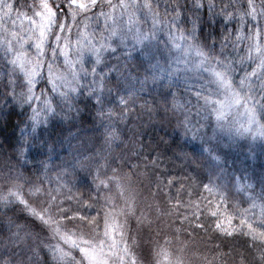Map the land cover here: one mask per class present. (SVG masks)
Instances as JSON below:
<instances>
[{
    "label": "snow or ice",
    "instance_id": "snow-or-ice-1",
    "mask_svg": "<svg viewBox=\"0 0 264 264\" xmlns=\"http://www.w3.org/2000/svg\"><path fill=\"white\" fill-rule=\"evenodd\" d=\"M165 5L163 13L159 10L160 0H32L31 4L20 5L28 8L31 15L18 11L17 19L21 21L18 26L15 19L12 29L0 26V73H3L0 84L8 89L7 94L0 92V97L4 98L5 104L27 106L35 129L41 123V115L47 118L49 114H55L53 104L57 100L71 107L73 96L83 94L89 99L95 97L98 104L103 103V89L108 79L105 69L113 70L105 64V54L115 53L121 47L159 49L163 45L168 51V59L163 66L159 61L153 65V81L171 85L182 77L189 93L195 85L196 115L206 113L205 119L220 138L264 140V0L259 4L256 0H228L223 7L215 0H165ZM15 8L17 4L13 0H0V21L11 18ZM205 8L207 20L202 13ZM218 17L222 25L219 48L215 39L209 40L212 33L205 35L203 32V26L215 24ZM101 19L103 27L100 26ZM233 22L235 26L229 28ZM60 58H63L65 71L57 66ZM101 65L103 68L98 72ZM89 75L92 76L90 81ZM4 76L7 77L6 84ZM41 82L50 86L51 96L44 88L39 94L36 92ZM17 88H20L19 92ZM117 99L125 110L135 103L131 92ZM190 103L186 102L187 105ZM172 107L184 110V120L179 124L184 134L192 132L193 139L199 135L200 128L205 125L199 121L193 124L187 114L188 107L175 100ZM107 137L115 141L118 138L116 129L109 127ZM205 150L209 151L213 161L220 160L219 155ZM24 151L19 149V154L22 156ZM91 163H95L98 172L94 178L99 181L97 187L106 191L115 187L122 201V205L117 206L112 203V197L104 198L108 210L103 212L102 229L100 219L82 216L79 210L69 217L68 211L56 202L58 197L53 195L54 190L46 188L45 180L39 176L33 180L11 168L0 174V230L6 228L8 232V238L0 247V264H25V257L31 259L28 252L35 255L37 249L43 248L50 251L53 264H136L125 238L124 224L117 217L123 216L127 223L128 218L141 211L138 222L150 226L153 213L172 215V210H162L152 204H145L144 210L138 208L139 173L127 161L121 160L118 164L115 157L101 156L95 161L89 160ZM114 164L117 167H113ZM81 166L84 165L81 163ZM123 167H128V171L123 172ZM101 168L111 171L112 176L101 172ZM232 184L237 186L236 181ZM203 187L213 191L209 184ZM239 187L255 193L250 184ZM214 189L223 198V203L230 189L221 184L214 185ZM248 199L250 208L235 209V216L217 220L215 228L226 237L243 235L249 238L254 248L259 242V264H264V188L258 195H249ZM95 203H99V192ZM92 206L88 205L89 208ZM196 208L199 211V205ZM209 211L211 217L223 215L218 210L211 211V205ZM21 215H25L31 227L38 231L26 232V225L16 223ZM175 215L181 221L188 219L180 214L179 208ZM192 216L198 218L195 212ZM237 217L238 223L234 224ZM77 219L88 226L87 232L72 230L78 228L73 223ZM45 232L57 242L45 244L40 235ZM27 239L39 241L37 248L26 251L22 242ZM171 243L167 236L163 245L157 243L152 264H185L180 252L171 250ZM74 249H78L79 259L73 255ZM240 264H249L247 257L242 256Z\"/></svg>",
    "mask_w": 264,
    "mask_h": 264
},
{
    "label": "trees",
    "instance_id": "trees-1",
    "mask_svg": "<svg viewBox=\"0 0 264 264\" xmlns=\"http://www.w3.org/2000/svg\"><path fill=\"white\" fill-rule=\"evenodd\" d=\"M215 2L219 7H223L228 0ZM256 3L259 4L260 0H256ZM165 6V0H160L161 13ZM202 13L207 20L206 8ZM12 19L5 18L0 26L12 29ZM20 23H16L17 26ZM100 26L102 27L101 21ZM234 26L235 22L228 25L229 28ZM203 32L205 35L212 33L209 40L215 39L219 48L222 39L219 17L215 24H205ZM136 49L121 47L115 53L105 54L104 62L113 70L109 72L105 69L108 79L103 89L102 104H98L95 97L89 99L83 94L73 96L71 107L57 100L53 105L55 109L57 108L55 114H49L47 118L41 115V123L35 129L29 119L31 110L27 106L22 108L11 103L5 104L4 98L0 97V170H2L0 174L11 168L33 180L39 176L45 180L46 188L54 190L53 195L58 197L56 202L68 211L69 217L79 210L82 216L100 219L102 229L103 212L108 210L104 198L110 197L115 187L111 191L97 187L99 181L94 178L98 172L95 163L89 164V160L95 161L103 156L109 159L115 157L118 164L121 160L127 161L139 173V191L141 194L143 190L145 191L143 202L141 199L138 201V208L144 210L145 204H152L162 210L171 209L173 213L165 216L153 213L150 216L152 221L150 226L147 223H139L138 220L137 223L135 220L132 221L130 229L136 227L142 235L138 247L131 243V254L136 258V264H152L153 253L156 251L155 242L162 239L160 235H163L164 231L160 232V229L163 226H169L171 246L175 241H185L189 248L193 249L194 253L187 261L190 264L206 262L240 264L242 256L247 257L249 264H259V242L254 248L253 242L243 235L226 237L215 228V223L217 220H224L228 215L235 216L234 210L237 208L241 210L250 208L249 195H258L264 188V184L261 183L264 181V140L250 141L249 138L229 140L214 134L205 119L206 113L199 117L196 115L195 85L192 86V93H189L185 90L182 78L171 85L168 82L162 84L153 81L152 64L148 65L153 55L150 54L149 57L144 48ZM163 50V47L156 51L151 49L158 54L155 59L157 58L159 62ZM57 66L64 71L62 58L57 61ZM85 66L90 68L91 64ZM102 68L103 65L98 66L97 71ZM119 71L123 74L137 72L143 80L131 85L132 77L129 74L127 76L116 74ZM0 76H3V73H0ZM91 79L92 76L89 75L88 80ZM236 79H239V74ZM3 80L6 84L7 77L4 76ZM41 88L52 95L46 82H41L36 89L38 94ZM16 91L19 92L20 88ZM0 92L7 94L8 89L0 84ZM129 92L133 93L135 103L129 104L125 110L117 97H126ZM174 100L188 107L187 114L194 125L197 121L205 125L200 128V134L194 139L192 132L185 135L184 129L179 126L184 120V110H174L172 107ZM187 101L191 102L190 105L186 104ZM109 127L115 128L118 133L115 141L107 137ZM19 149L25 150L22 156ZM205 149H210L212 155H219L220 160L213 161L209 151ZM113 167L117 165L114 164ZM100 171L106 172L108 177L112 176V172L107 169L101 168ZM122 171L127 172L128 167H123ZM100 179H104V176H100ZM233 181H236L237 186H233ZM204 184H209L213 191L206 190ZM216 184L230 189L223 203H221L223 198L218 196L214 189ZM241 184L252 185L255 193L251 190H241L239 187ZM146 188H149V191H146ZM97 192L99 203H95ZM113 200L118 202V195L113 197ZM256 203L259 204V200ZM89 204L93 206L89 208ZM196 205H199V211ZM209 205L211 211L218 210L223 215L211 217ZM177 208L180 214L188 219L181 221L175 215ZM255 211L258 214L259 208ZM194 212L198 218L192 216ZM140 214L141 211H137L136 216L130 219H136ZM249 214H252L251 211ZM238 219V217L234 219L233 223L237 224ZM16 223L26 225V232L38 231L31 227L25 215H21ZM73 223L78 228L72 230H89L88 226L78 219ZM126 224L130 226V220H127ZM69 228H72V225H69ZM228 230L231 231L230 228ZM173 233L176 235L173 236ZM43 234L40 235L44 243H52V240ZM7 238V229L0 230V247ZM38 243L39 241L27 239L22 242V247L26 251L28 248L36 249ZM184 246L186 249V245ZM28 256L31 259L29 261L25 257V264H53L51 253L46 248L37 249L35 255L28 252Z\"/></svg>",
    "mask_w": 264,
    "mask_h": 264
},
{
    "label": "rangeland",
    "instance_id": "rangeland-1",
    "mask_svg": "<svg viewBox=\"0 0 264 264\" xmlns=\"http://www.w3.org/2000/svg\"><path fill=\"white\" fill-rule=\"evenodd\" d=\"M14 1V0H13ZM18 3L17 4V7H19L20 9H18V8H15L14 10H13V12H12V17L11 18H13V19H15L17 22L16 23H18V22H21L19 19H17V12L18 11H24V12H27L29 15H31V12L29 11V9L28 8H26V7H20V5H23V4H25V3H27V4H31L32 3V0H15V3ZM113 2H116V0H113ZM99 9H97V11H98ZM12 19V20H13ZM2 23H3V21H0V24L2 25ZM25 23V25L27 24V22L25 21L24 22ZM101 23H102V27H103V20L101 19ZM75 31V30H74ZM162 38H165V37H162ZM73 39H75V36H73ZM161 47H163V45H160V47H159V49H157L156 47H153V48H151V49H154V51H156V50H160L161 49ZM136 50H138L139 48H142L141 46H136ZM124 49H126V48H124ZM131 49H133V48H131ZM145 49V48H144ZM151 49L149 50V49H145L146 51H147V54L149 55V57H150V54H152L153 56L152 57H150V60H149V64L148 65H151L152 64V68H153V65L158 61L157 60V58L155 59V56H157L158 54H155L154 53V51H151ZM163 51H162V58H161V61H160V64L163 66V65H165V63H166V60L168 59V51H167V49H165L164 47H163ZM150 52V53H149ZM70 54H71V50H70ZM63 59V58H62ZM153 59V60H152ZM174 66V65H173ZM66 70V68L64 69V71ZM116 74H123V72H121V71H119L118 73H116ZM130 75V77H132L131 79H132V83H131V85H133V84H135V83H137L139 80H143V77H141L137 72H126L125 74H123V75H125V76H127V75ZM140 76V77H139ZM143 76V75H142ZM182 78V77H181ZM139 82H141V81H139ZM124 83H126V82H124ZM54 105V104H53ZM55 110H57V108L55 109ZM249 139H250V141H260L261 139H256V140H252L250 137H249ZM146 191H149V188H146ZM140 192V191H139ZM116 195H118V190L115 188L114 190H112L111 191V193H110V197H112V203H114V204H116L117 206H120V205H122V201L118 198V202H116V200H113V197H116ZM140 199H141V201L143 202V198L145 197V191L143 190V194H141V192H140ZM139 199V200H140ZM121 202V203H120ZM133 216H131V218H132ZM117 219H118V221L120 222V223H123L124 224V229H125V238L128 240V244H129V249H130V252L132 253V245H131V243L132 244H134L135 246H139V243H140V237L142 236L140 233H141V231L139 230V229H136V227H133V229H130V227L132 226V221L134 222V220H135V222L137 223V218L135 219V218H133V219H130V218H128L127 220H130V222H131V224H130V226H127V224L126 223H124V221L123 220H125V218L123 217V216H119V217H117ZM134 226H136L135 224H134ZM130 229V231L128 232V230ZM135 229V230H134ZM163 229H166L167 231H165V230H163ZM169 229V226L168 227H165V226H163V228L162 229H160V232H163L164 231V233H163V235H160L161 236V238L162 239H157L156 240V244H155V250H157L156 249V245H157V243H159V244H161V245H163L164 244V237L165 236H167L169 239H170V231L168 230ZM73 231H78V230H73ZM84 232H87V231H85V230H83ZM46 238H50L51 239V237H50V234H48L47 232L46 233H44L43 234ZM188 239V238H187ZM52 241V243L54 244V243H56L57 241L56 240H53V239H51ZM187 242V241H186ZM184 245H186V249H185V246ZM189 244L188 243H185V241H175V243L170 247L171 248V250H174V251H177V252H180V254L183 256V259L185 260V264H190L189 262H187L188 261V259H189V257L190 256H192L193 255V253H194V251H193V249H191V248H189V246H188ZM61 246L62 247H65L66 249H67V246L66 245H63V243L61 242ZM182 250V251H181ZM73 251V255L74 256H76L77 257V259H79V256H80V254H79V252H78V249H74V250H72ZM133 255V254H132Z\"/></svg>",
    "mask_w": 264,
    "mask_h": 264
}]
</instances>
